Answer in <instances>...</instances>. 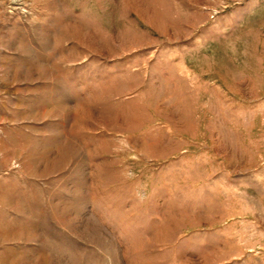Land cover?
Here are the masks:
<instances>
[{"label": "rangeland", "instance_id": "rangeland-1", "mask_svg": "<svg viewBox=\"0 0 264 264\" xmlns=\"http://www.w3.org/2000/svg\"><path fill=\"white\" fill-rule=\"evenodd\" d=\"M0 264H264V0H0Z\"/></svg>", "mask_w": 264, "mask_h": 264}]
</instances>
